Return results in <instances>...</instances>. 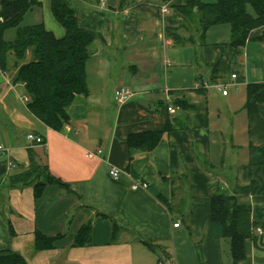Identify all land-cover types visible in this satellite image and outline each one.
<instances>
[{
	"label": "crops",
	"instance_id": "obj_1",
	"mask_svg": "<svg viewBox=\"0 0 264 264\" xmlns=\"http://www.w3.org/2000/svg\"><path fill=\"white\" fill-rule=\"evenodd\" d=\"M36 1L20 25L42 24L63 38L51 0ZM71 1L78 27L101 38L86 64L88 96L75 99L63 131L33 117L23 86L0 71V251L17 253L27 264H230L229 243L212 237L210 197L251 187V236L237 264H264V103L251 114L244 109L246 86L264 83V43L257 40L262 29L239 47L229 45L230 29L225 43L204 38L176 45L167 31L178 27L174 7L183 0L136 1L123 8L121 0ZM163 5L166 14L159 12ZM14 35L15 29L8 38ZM196 44L203 67L189 62L188 81H171L168 70L184 66L175 49ZM200 71L205 79L196 77ZM202 84L210 86L199 94ZM217 85L225 86V96ZM120 88L131 96L119 106L113 95ZM179 97L195 110L174 106ZM168 121L177 127L153 150L127 145L129 135L160 131ZM28 134L42 137L44 146L26 148ZM33 164L66 187L47 184L36 196L31 185L11 183ZM111 168L120 171L117 181L108 174ZM136 181L147 189H131ZM85 225L88 242L74 246ZM258 227L262 235L253 231ZM38 233L52 238L51 248L34 249Z\"/></svg>",
	"mask_w": 264,
	"mask_h": 264
},
{
	"label": "trees",
	"instance_id": "obj_2",
	"mask_svg": "<svg viewBox=\"0 0 264 264\" xmlns=\"http://www.w3.org/2000/svg\"><path fill=\"white\" fill-rule=\"evenodd\" d=\"M139 0H121L120 8ZM162 4L172 0H159ZM183 4L174 9L180 23L167 32L176 45L197 39L204 42L207 30L212 26L228 25L231 47L244 45L249 34L262 29L257 38L264 43V0H183ZM98 4V0H90ZM36 0H0V71L12 74L14 84H21L28 112L44 126L63 131L70 122L69 108L76 98L88 96L86 64L94 54V40L101 34L82 30L77 24V11L71 0H51V13L64 30L61 39L46 31L42 24L22 26V15ZM15 29L14 38L4 39L7 29ZM179 31H190L189 38H181ZM244 109L254 113L259 104L264 103V83H251L246 86ZM201 94L203 89H196ZM170 94H172L170 92ZM180 110L191 112L195 108L183 97L173 102ZM177 127L175 122H166L164 128L156 132L129 135L127 145L134 148L153 150L163 134ZM12 184L31 185L38 196L47 184L66 187L61 181L48 174L40 164L25 173L11 177ZM147 189V187H146ZM251 187L233 190L222 189L210 197V221L212 237L229 243L230 264H237L244 258V241L251 236L250 204L248 199ZM154 197L170 210V205L159 194ZM90 225H85L78 232L74 246L88 242ZM52 238L36 234V251L52 247ZM151 250V244L142 241ZM161 260H158V263ZM0 264H27L23 257L11 251H0Z\"/></svg>",
	"mask_w": 264,
	"mask_h": 264
},
{
	"label": "rangeland",
	"instance_id": "obj_3",
	"mask_svg": "<svg viewBox=\"0 0 264 264\" xmlns=\"http://www.w3.org/2000/svg\"><path fill=\"white\" fill-rule=\"evenodd\" d=\"M139 1H142L140 2L141 4H147V2H151V1L159 2V0H139ZM205 1L210 2L213 0H205ZM12 33H14L13 28L7 29L6 32L4 33V39L11 40L8 37H10V34L12 35ZM205 36H206L205 43H215V42L225 43L229 40V27L228 25L212 26L207 30ZM195 42L198 43L200 41L195 39ZM170 49H173V48L171 47ZM194 49H193V46L192 47L188 46L185 48L177 47L175 49V51H178L179 53L178 56L180 58L182 57V60L184 61V66L180 68L177 65H175L173 66V68L168 70L169 72L168 77L171 79V81L180 80V79H183V77H185L183 81L185 82L188 81L189 62H191V66L193 65V68L197 67L201 69L203 67L202 62H201V50L198 44L194 46ZM199 75H201L205 79L204 74L201 71L200 73L199 72L197 73L196 77L197 76L200 77ZM193 81H194L193 78H191L192 83ZM208 86H210V84ZM244 200L248 201V199H244ZM227 253H228V250H227ZM228 256H229V253H228Z\"/></svg>",
	"mask_w": 264,
	"mask_h": 264
},
{
	"label": "built area",
	"instance_id": "obj_4",
	"mask_svg": "<svg viewBox=\"0 0 264 264\" xmlns=\"http://www.w3.org/2000/svg\"><path fill=\"white\" fill-rule=\"evenodd\" d=\"M99 1L101 2L102 0H99ZM159 12H160V14H166L167 13V7L164 6V5L161 6L159 8ZM0 21H2V20L0 19ZM231 78H235V76L232 75ZM199 88L200 89H206V88H208V85L202 84L200 87H198V89ZM215 89L217 91L221 92V94L223 96H225L227 94L225 86L217 85V86H215ZM130 96L131 95H130L129 91L126 88H120V89L116 90L114 92V95H113L115 103L117 105H119V106L123 105L124 103H126L130 99ZM26 100L27 99L25 97H23V101L25 102ZM167 100H169V96H167ZM167 110L169 112H172V108L171 107H168ZM26 140L28 142V144L26 145V148H28V149L32 148L33 146H44V144H45L44 139L42 137L38 136V135H35V134H28L26 136ZM0 152H4V148L1 145H0ZM108 174H109L110 178L113 181H117L118 177L120 175V171L118 169H116V168H111L109 170ZM146 187H147V185L145 183L136 181L132 185L131 189H137V188H144L145 189ZM178 226H179V222L178 221L173 223V227L174 228H177ZM253 231L255 233H257L258 235H262L263 234V230L260 227L253 228Z\"/></svg>",
	"mask_w": 264,
	"mask_h": 264
}]
</instances>
